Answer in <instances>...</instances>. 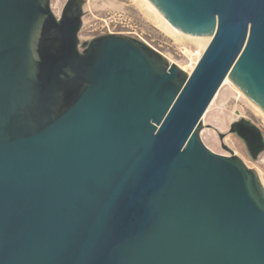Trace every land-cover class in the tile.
Returning a JSON list of instances; mask_svg holds the SVG:
<instances>
[{
  "label": "water",
  "instance_id": "1",
  "mask_svg": "<svg viewBox=\"0 0 264 264\" xmlns=\"http://www.w3.org/2000/svg\"><path fill=\"white\" fill-rule=\"evenodd\" d=\"M149 1L212 37L190 75L130 36L81 53L80 16L0 0V264H264L258 173L201 139L227 77L264 112V0ZM231 133L264 152L245 118Z\"/></svg>",
  "mask_w": 264,
  "mask_h": 264
},
{
  "label": "rangeland",
  "instance_id": "2",
  "mask_svg": "<svg viewBox=\"0 0 264 264\" xmlns=\"http://www.w3.org/2000/svg\"><path fill=\"white\" fill-rule=\"evenodd\" d=\"M129 1L84 0L82 7L84 12L82 19L83 26L80 33L81 40L85 37L98 34L100 31H107V27H103L105 23L102 20H107L109 23L107 18L110 15L115 13L122 14L127 18V21H123L124 24L131 27L122 28V25H119L113 29L110 25L111 31L124 32L122 35L145 42L161 52L168 61H173L188 69L192 64L191 59H195V53L198 49L188 40L182 43H175L163 35ZM66 2L67 0H51L52 11L56 17H60ZM88 31L93 32L88 33ZM186 49L192 52L191 58L184 54ZM237 112L240 114L239 116ZM240 117L257 126L262 131L264 137V120L262 117L242 97L233 91H229L227 87L223 88L218 99L209 110L205 121H203L201 139L213 152L230 156L231 154L222 147L225 144L235 156L241 158L249 168L255 170L261 181L264 182V152L254 161L243 140L236 134L231 133V125L238 121ZM232 118L236 119L231 120ZM203 131L204 135L202 136ZM210 136L216 139L217 145L211 143Z\"/></svg>",
  "mask_w": 264,
  "mask_h": 264
},
{
  "label": "bare ground",
  "instance_id": "3",
  "mask_svg": "<svg viewBox=\"0 0 264 264\" xmlns=\"http://www.w3.org/2000/svg\"><path fill=\"white\" fill-rule=\"evenodd\" d=\"M133 7H135L141 14L146 18L148 22H150L156 29H158L163 35L173 40L175 43H182L183 41H190L197 49L198 51L195 53V59H191L192 64L187 69L186 67H183L181 65H178L174 63L173 61H169L172 64H176L179 66L182 70L187 72L188 75L192 73L194 70L196 64L200 60L201 56L203 55L204 51L210 44L212 37H197V36H191L187 35L181 31H179L177 28L172 26L165 17L150 3L149 0H130ZM129 1V2H130ZM151 25V26H152ZM184 54L192 57V52L190 50H185ZM168 60V59H167ZM227 87L229 91L235 92L238 96L242 97L248 105H250L264 120V112L256 106L228 77L225 79L221 86V90L223 88ZM220 91H218V94L214 97L211 105L209 106L206 114L203 116L202 122L205 121L206 116L215 103V101L218 99L220 95ZM240 115V114H239ZM238 115V116H239ZM236 118H232L231 120H234ZM204 135V131L202 132V136ZM210 141L213 145H217V141L213 136H210ZM211 150V149H210ZM236 154V153H235ZM263 186L264 182L261 181Z\"/></svg>",
  "mask_w": 264,
  "mask_h": 264
},
{
  "label": "flooded vegetation",
  "instance_id": "4",
  "mask_svg": "<svg viewBox=\"0 0 264 264\" xmlns=\"http://www.w3.org/2000/svg\"><path fill=\"white\" fill-rule=\"evenodd\" d=\"M83 2H84V0H67L65 6L63 8V10L65 8H67V10H66L67 12L66 13L68 15L80 16L81 17V20H82L83 19V14H84L83 8H82ZM63 10H62V13H63ZM62 13H61L60 17H57V18H61ZM102 21L105 23V25L103 27H107V31H100V33H98V34L85 37V38H83L81 40L80 33L82 31V26H83V24H82L81 29L79 31V35H78L79 36V39H80L79 51L81 53H84V51L88 48V46L85 47V48L82 47V44H84V43L91 42V41H93V40H95V39H97L99 37H102V36L111 35V34L122 35V33H124V32H120V31H116V32L115 31H111L110 25L113 27V29L114 28H117L119 25H122V28H125V27L126 28H129V27H131L129 25H125L124 24V22H123L124 19L123 18L122 19L121 18H118V19L112 20V22H109V23L107 22V20H102ZM82 23H83V21H82ZM92 32L93 31H88V33H92Z\"/></svg>",
  "mask_w": 264,
  "mask_h": 264
},
{
  "label": "built area",
  "instance_id": "5",
  "mask_svg": "<svg viewBox=\"0 0 264 264\" xmlns=\"http://www.w3.org/2000/svg\"><path fill=\"white\" fill-rule=\"evenodd\" d=\"M118 18H123L125 21H127V18H125L122 14H113V15H110L107 19L109 22H112V20H115V19H118ZM129 33V32H128Z\"/></svg>",
  "mask_w": 264,
  "mask_h": 264
}]
</instances>
